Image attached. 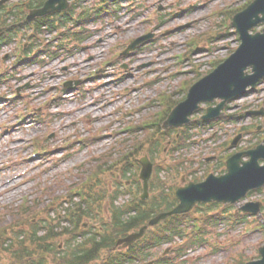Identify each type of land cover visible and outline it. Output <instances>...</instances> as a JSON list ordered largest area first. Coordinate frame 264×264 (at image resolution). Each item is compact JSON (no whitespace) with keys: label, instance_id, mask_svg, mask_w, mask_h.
Masks as SVG:
<instances>
[{"label":"rangeland","instance_id":"obj_1","mask_svg":"<svg viewBox=\"0 0 264 264\" xmlns=\"http://www.w3.org/2000/svg\"><path fill=\"white\" fill-rule=\"evenodd\" d=\"M118 1L121 8L118 19L106 15L105 19L88 26L91 35L83 43V47L88 49L82 50L81 47L74 54L65 50L61 57L48 66L26 62L15 68V42L0 47V66L4 67L7 75L0 84V98L6 100V104L0 102V229L5 227L13 236L27 226L22 223L14 230L9 228L17 218L15 209L30 204L34 208L31 215H35L38 224L42 220L58 224V217L62 220L68 215L64 213L65 209L74 207L83 199L72 197L67 202L65 198L70 197L71 189L83 184L100 163L121 159L124 150L133 151L136 143L133 140L145 139L148 131L133 134L128 131L131 124L139 125L165 111L160 100L164 94L169 95V103L173 99L182 100L187 95L184 90L187 82L195 80L197 76L207 75L214 61L230 56L239 46L237 36L228 29V23L232 21L231 13L245 7L250 0ZM19 3H29V0H9L1 7L13 9ZM75 4L89 8L97 6L96 0L77 1ZM24 8L27 9V5ZM28 13L29 8L25 11V14ZM218 30L223 38L215 41L213 32ZM147 33H152L153 37L147 40L150 44L145 51L131 52L109 68H100L102 61L113 59L115 54L126 48L125 42ZM19 34L25 35L24 48L32 31L24 29ZM56 36L59 37L58 34ZM45 38L46 42H51L55 34H48ZM192 40L198 42V47L189 46ZM117 41L120 45L109 52L110 46ZM185 53L187 59H179ZM48 56L41 53L40 59L48 60ZM90 56L92 61L88 63ZM94 68H100L101 71L95 82H89L86 80L88 73ZM65 80H78L80 83L86 80L84 86L81 84L79 96L75 98V95L68 96L61 91V82ZM17 87L24 88L25 99L12 106L7 99ZM58 96L63 101L50 102ZM44 101L50 103L46 108H42ZM262 101L264 85L260 93L239 101L231 109L243 113L261 110L259 104ZM31 107L43 115L17 124L18 119L24 118ZM252 124L262 126V133L257 136L259 140L261 135L264 136V116L247 117L234 125L223 122L209 130L198 131L195 141L181 153L188 158V165L192 162L194 165L201 164L207 156L232 153L235 150H230L227 143L238 135L239 128ZM212 135L214 137L210 138ZM253 136H246V145L257 141ZM46 137L49 147L38 148V151L54 154L40 155L38 159L32 160V153L37 152L33 149V141ZM69 142L78 144H73L67 150L65 148L71 145ZM148 153L149 146L144 144L138 152L139 158ZM171 160L173 158L168 161ZM175 161L180 162L179 159ZM119 172L121 170L118 168L105 171L101 180H96V193L102 195L103 191H113L118 181L126 182L123 177L116 180L115 175ZM125 201V198H121L120 203ZM258 201L264 204V189L233 210L240 211L246 202ZM222 207L213 215L221 213ZM262 219L264 211L260 219L248 217L247 222L238 227H233L228 221L225 224L224 221L222 225L211 226L207 234L209 243L195 244L194 248L188 249L186 245L189 240L184 238L172 246L157 248L152 259L158 260L165 250H168L166 256L173 252L171 257L176 258V251L182 247L184 252L182 256L178 252L177 264H235L239 263L241 256L247 262L258 259L259 248L264 245V232L256 225ZM84 222L86 229L96 226L88 218ZM64 242L66 239L53 241L55 245L60 244L62 249ZM12 252L0 248L1 261L13 264L17 259Z\"/></svg>","mask_w":264,"mask_h":264},{"label":"water","instance_id":"obj_2","mask_svg":"<svg viewBox=\"0 0 264 264\" xmlns=\"http://www.w3.org/2000/svg\"><path fill=\"white\" fill-rule=\"evenodd\" d=\"M69 0H48L41 9L31 11L28 20L43 18L55 13L65 12L70 8ZM264 23V0H256L246 10L237 14L233 27L241 36L242 45L226 62L213 73L195 84L186 101L180 103L170 114L163 125L164 130L182 128L191 122L190 117L200 110L201 103H212L216 99L222 102L216 108H209L203 120H214L223 115L227 103L247 93V89L255 87L264 78V34H250V30ZM146 38L138 39L128 50H133ZM251 68L253 74L247 70ZM236 145V142H234ZM249 156L245 162L243 158ZM264 143L256 149L242 152L231 157L227 163L228 173L221 177L210 175L202 183H190L177 191L180 204L169 213H162L150 221V226L159 225L168 217L187 213L197 203L220 202L225 205L235 204L246 197L248 192L264 186ZM142 165L141 179L144 185L142 199L149 197V182L153 174V164L148 157L140 161ZM261 203L247 204L242 210L257 215L261 212ZM148 226L139 233L121 240L125 246L141 239ZM262 259L247 264H264V247L260 249Z\"/></svg>","mask_w":264,"mask_h":264},{"label":"trees","instance_id":"obj_3","mask_svg":"<svg viewBox=\"0 0 264 264\" xmlns=\"http://www.w3.org/2000/svg\"><path fill=\"white\" fill-rule=\"evenodd\" d=\"M45 0H32L30 3V8L41 7ZM22 24H25L24 19L21 20ZM6 23V20L4 21ZM10 30H13L10 27ZM166 119V116L163 120ZM189 138V137H188ZM187 137H181V141L188 140ZM139 146V145H138ZM178 150V146H174L172 152ZM157 151V152H155ZM152 154L160 152L158 144L152 143ZM138 151L131 153L129 157L132 160L137 156ZM127 157L123 160L124 166L122 167L124 174L126 175L131 171L130 166L126 163ZM222 166V164H221ZM104 167H108L107 164H103L101 169H97L95 172L98 176ZM178 170V168H177ZM161 170H158V173ZM161 186V187H160ZM152 190L154 192L158 191V194L152 197L149 201L134 202L131 207H116L114 203L112 204V209L110 211L107 220H100L101 229L88 232H80L78 236L77 232L80 229L82 219L86 216L91 215L92 203H97V200L85 201L84 204H79L77 209L80 212L77 217L72 216L69 221L68 226L62 227L61 231L57 230L61 227L60 223L58 225L52 226L46 221H42L41 224H28V220L34 215H30L31 211L26 210L21 219L25 220L24 224H27L26 229L21 230V232L16 233L15 241L13 244L11 241L3 235L7 231H0V248L4 250H13L12 254L21 259L22 264H93L96 260L103 259L102 264H128L136 261L137 259L141 261L149 260L151 253L158 246L164 245L168 242L173 241L176 237L182 236L184 232L183 218L179 217L170 218V220L164 224L157 231H150L147 237L134 246H132L126 254L121 252H114L113 249L116 246L117 241L127 236L129 233L140 229L148 223V221L158 212L164 210L172 209L177 200L172 194H168L165 189L164 183L162 184L156 177L155 181L152 182ZM122 191L119 189L116 196L113 198L112 202L118 198V194ZM105 198L100 197L99 200ZM211 206H216L212 204ZM93 212V211H92ZM184 217V216H181ZM11 227L12 230L16 226ZM44 232V234H41ZM156 232V233H154ZM21 238V239H20ZM56 239H66L68 240V247L60 250L58 245L53 243ZM6 244H10L6 247ZM103 253H106V257H101ZM157 264H169L168 261L161 260Z\"/></svg>","mask_w":264,"mask_h":264},{"label":"bare ground","instance_id":"obj_4","mask_svg":"<svg viewBox=\"0 0 264 264\" xmlns=\"http://www.w3.org/2000/svg\"><path fill=\"white\" fill-rule=\"evenodd\" d=\"M94 106V105H93ZM95 107V106H94ZM98 117V116H97ZM12 131V130H11ZM17 136V135H16ZM2 186V185H1Z\"/></svg>","mask_w":264,"mask_h":264}]
</instances>
